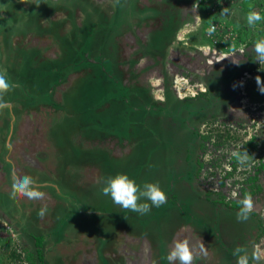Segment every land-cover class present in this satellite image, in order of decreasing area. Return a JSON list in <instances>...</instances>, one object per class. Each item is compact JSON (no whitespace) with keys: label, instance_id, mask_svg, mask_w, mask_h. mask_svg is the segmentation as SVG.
Segmentation results:
<instances>
[{"label":"rangeland","instance_id":"1","mask_svg":"<svg viewBox=\"0 0 264 264\" xmlns=\"http://www.w3.org/2000/svg\"><path fill=\"white\" fill-rule=\"evenodd\" d=\"M41 1L0 0V3L7 2L4 8H0L1 12L6 13L4 18L0 17V70H6L7 79L12 85L4 96L9 108L0 110V264H36L34 245L28 235L23 234L24 230L38 239L41 236L39 242L43 250L53 244L51 264H94L93 259L83 263L80 252L83 251V245L89 243L91 238L87 237L90 235L86 239L79 235L87 234L89 227L90 232L95 233L98 238V225L102 227V233L109 232V229H104V223L118 224L117 222L130 213L116 205L109 196L102 194L100 189L104 180L116 174H126L131 179L135 178L133 180L136 184L143 187L145 183H153L156 177H163L161 189H164L166 183V190H170L174 188L173 180L178 179L183 172L184 164L187 168H192V176H196L193 184L199 192L194 196L197 199L194 198L193 205L182 203L179 198L176 206L180 208L177 211L182 220L170 233L167 239L169 244L167 241L164 244L160 242L164 233L163 225L169 229L166 222L171 201L167 198L165 205L152 206L145 214L136 213L140 217L147 214L154 217L147 230L149 235L154 234L156 239L155 260L151 263L142 262L146 252L140 251L141 247L138 246L128 262L112 257L110 264H169L167 255L174 240L188 241L193 254L192 264H236L237 255H234V252L237 248L242 250L239 254L246 253L249 256V264H264V164L258 168V160H264V123L257 125L255 122V126L249 128L250 124L246 127L244 118L241 117L243 114H239L241 110H246L251 123L250 113L254 110L250 109L256 108L250 104L253 100L249 99L244 90L247 87L249 90L259 88L256 77H264V63L258 64L252 51L254 43L264 39V0H189L181 17L186 21L183 20L186 23L185 30H190L188 27L193 29V26L199 23V20L194 19L197 13L203 23L215 21L220 32L214 34L213 38L205 37L204 41L200 30L184 34L182 27L179 32L182 47L166 49L162 52L163 58L157 59V63L147 64L143 61L139 64L137 60L136 65L132 66L134 70L130 77L133 76L134 79L131 81L135 82L139 89L142 88L153 101L162 100L163 95H167L166 101L171 102L168 108L175 110L180 120V126L176 125L177 121L171 122L176 123L174 128L169 123L163 126L159 122L148 120L151 131L161 138L168 137L167 140L175 142L182 137L190 140V144L180 142L183 147L180 153L175 155L170 152V144L166 140L164 148H167L161 153L160 159L155 158L148 163L145 158L143 166L135 163L143 159L136 152L127 155L131 163L117 159L120 166L114 163L112 156L107 153L111 146L109 138L106 137L112 134L109 130L117 128V133L120 134L126 130L128 124L125 122V114L118 108L125 87L123 83L118 86L114 79H107L103 65L86 63L83 52L89 51L92 44L80 40L77 34L71 35V28L67 30V24H64L75 18L71 5L74 0H59V5L54 6L56 11H53L50 3L42 6ZM75 1L82 3L81 0ZM132 1L109 0L105 6L96 5L94 2V5L88 8L89 14L92 17L95 13L92 18L97 20L104 21L105 17H114L120 22L123 16H127L126 12ZM171 3L172 0L157 3L161 8L155 12L156 18L166 9L165 14L171 19ZM253 3L256 8L253 6L252 10L258 12L262 19L250 26L246 18ZM34 10L37 11L36 14L30 16ZM26 13L28 15L24 20L22 17ZM50 13L58 16L53 18L52 15L50 19L40 21L42 16ZM8 14L10 19L5 20ZM18 16L21 20H18L13 29L11 26L15 23L12 19L17 21ZM90 18L86 20H91L92 25L85 27V22L81 29L79 28L80 32H93L97 29ZM144 30L145 28L141 31L142 36ZM155 38L154 44L146 47L151 52L156 48L161 49L160 43L164 39L163 36ZM202 43L207 45L209 54H202V47L197 46ZM102 48L101 54L108 52L110 57V53H114L116 58L117 49L112 44ZM212 48L223 51V55L211 54ZM74 52L79 54L75 56ZM56 53L59 55L56 56ZM217 55L218 59H215ZM78 57L81 59L75 63L82 64L81 66L73 65ZM94 57H98L97 53ZM120 57L122 56H117V60ZM207 58H210L211 63L206 62ZM85 66L89 69H83ZM230 66L236 68L233 81L225 80L228 76L222 75L229 72ZM77 67H82V71L70 76ZM117 71L112 74L119 77ZM209 71H213L210 74L213 79L211 78L208 86L206 77ZM121 72L125 74L126 71ZM238 76L242 77L241 81ZM262 77L260 79L264 81ZM68 78H72V81L69 82ZM60 84L64 86L61 87ZM57 86L59 98L56 109L52 106L54 98L51 93L53 87L56 89ZM164 87H167V92L162 91ZM261 88L263 89V83ZM235 91H239V95L245 92V98L242 96L241 99L238 94L236 96ZM252 91L256 93V90ZM105 97L107 99H104ZM239 99L243 101L239 103ZM107 101L108 106H105ZM241 105L244 106L243 109ZM260 110L262 112V109ZM137 114L140 119L138 126H142L147 117ZM261 115L259 119L264 120V114ZM228 117L232 119L225 123ZM99 124L105 126L108 131L99 133ZM232 128L236 131L233 132ZM138 129H129V132H142ZM243 129L246 130L243 132ZM141 137L144 139L141 143L147 146L149 144L146 143V138L152 141V145L156 144V140L149 134ZM250 137H253V140L248 146L252 151L249 158H254V162H248L244 166L238 164L237 171H227L233 158L232 151L237 150L238 145L245 139L248 138L250 142ZM129 142L131 141L127 143ZM99 152V155H102L100 158L103 159L99 164L103 165L104 177L97 178L96 184H93L94 181L88 183L99 175L96 165ZM35 161L38 165L32 164L36 163ZM6 163L11 164L12 168H7ZM6 170L12 175L6 173ZM28 171H32L31 177L36 182L35 187L45 193L41 200L11 196L14 178L23 177ZM206 183L217 190H206ZM181 184L185 185L184 182ZM207 191L213 194L209 193L207 196ZM234 193L236 195H233ZM245 193L251 194L253 209L246 220H240L237 218L240 207L238 200ZM183 195H187L185 190ZM140 202L150 204V201ZM42 207L47 209L44 218L37 214ZM174 209L176 210V207ZM95 211L102 212L98 215ZM221 212L224 218L220 217ZM115 213H120L116 219L111 217ZM104 218L107 219L105 222ZM94 219H99L100 224L94 225ZM245 228L246 232L251 230V234L256 228L259 232L252 238L245 232ZM59 236H63V240L60 239V246H55ZM126 243L132 245L135 242L128 240ZM111 244L109 242L107 246ZM253 252H258L261 257L259 261L252 259ZM106 260L109 261L108 256ZM46 261V264H49L48 258ZM65 261L67 262L64 263ZM97 264L107 263L99 261Z\"/></svg>","mask_w":264,"mask_h":264},{"label":"crops","instance_id":"2","mask_svg":"<svg viewBox=\"0 0 264 264\" xmlns=\"http://www.w3.org/2000/svg\"><path fill=\"white\" fill-rule=\"evenodd\" d=\"M26 1V0H23ZM38 1V0H36ZM71 1V0H70ZM82 3H79V1H73L71 3L72 5V13L73 15H75V18L72 19V21H67L64 22V24H67V30H69V28H71V35L74 34V36L76 35L80 40L89 42V44H92V46H89L90 50L87 52H83V54H85V58H86V63H90V64H99V65H103L104 68L106 69V75H112V73H114L115 71H117V68L119 71H117L118 76H120V80H115L117 82V84L119 85L120 83H123L124 86H127V88L130 91V97L126 98L121 97V101H119V106L118 107L120 109V111H126V109H124L125 103H131L128 104L129 106V110L128 112H130L129 116H128V120H129V124L127 125L128 128H126V130H124V132H120L117 133V128H112L109 131H112L111 136H107L109 138L110 141V148L107 149V153L109 155L112 156V160L114 161V163L119 164V161H117V159L122 160L123 162H127V163H131L129 160L130 158H127L128 153H132V152H136L140 155V157H143V159L141 161H136L135 163L137 165H139L138 163L142 164L145 161V158L147 160V162L149 163L150 160H155L156 159H160L161 157V153H163L165 151L164 148V144L167 140L168 137H166V139L161 138L160 136H158L157 134H155L153 131H151L152 128H150L149 124H148V119L144 120L143 122L146 123V129L140 128L138 129V123L140 122L139 116L137 113H140L142 115L145 116V112H139L138 111V106H136V101H138L139 99L141 100V102L144 101V96L140 95V93L138 92V86L135 84V82H132L131 79H134L133 76L130 77L132 74L133 69V65H136V61H139V64H141L143 61L144 63L147 64H153V63H157L159 62L157 59H161L164 56V53L166 49H169L171 47L175 48V47H179V46H183L182 42L180 41V29L186 25V22L184 17H182V12H183V8H185L188 5L189 0H172L171 6L172 8H169L170 11H173L171 13V19L169 17L166 16L165 11L160 12V16H158L156 18L155 16V12L160 10V6L157 5V3H161L163 0H133L131 5L128 6V11L126 12L127 16H123L119 21H116V19H114V17L112 18H106L104 21L101 20H97L95 18H92L95 13L93 14V16L91 17L89 14V10L88 8L94 5V2L96 3V5H102L105 6V4L109 1V0H81ZM40 2V1H39ZM19 3V2H18ZM52 7L53 11H56V9H54V6L59 5V0H42L41 4L42 6L45 5H49ZM93 4V5H92ZM7 5V2H2L0 3V8H4V6ZM19 5H21V3H19ZM99 7V6H96ZM42 9V8H39ZM37 9V10H39ZM129 11H131V13H129ZM36 10H34L33 12L30 13V16H33L34 14H36ZM62 12V11H60ZM20 14V13H19ZM28 13L24 14V16L22 17V19L24 18V20H26ZM53 15V18H56L58 16V14L55 13H50L47 15H44L41 17L40 21L46 20V19H50L51 16ZM107 14H105L106 16ZM6 16L5 12H1L0 11V17L4 18ZM91 17V18H90ZM92 19L93 20V24H96V28L95 31L93 32H85L82 31L80 32L79 28L81 27L82 24H84L85 22H87L86 26H90L91 24V20H86V19ZM10 19V15L8 14V17L5 20H9ZM17 19V18H16ZM13 22L15 23L14 26H11L13 29L14 27L17 26L18 24V20H21L18 16L17 21H14V19H12ZM184 20V22H183ZM11 21V20H10ZM10 21H8L9 23H11ZM89 21V22H88ZM100 21V22H98ZM116 21V22H115ZM119 22V23H118ZM114 23H117L118 25H113ZM143 28H145V33L142 36L141 35V31H143ZM81 29V28H80ZM183 33L185 34L186 32H188V30L184 28V30H182ZM158 36H163V42L160 43V47L154 49L153 52L149 51L146 47L147 46H152V44H154L153 42L155 41V37ZM179 36V38H178ZM89 37H91L92 39H90ZM72 41V40H71ZM108 45H104L107 44ZM110 44L113 45L114 48H116V58L114 57V53H110V57H108L107 53H103L101 54L100 49L104 48V46H110ZM163 44V45H162ZM198 46V45H197ZM144 47V49H143ZM102 48V49H103ZM76 49V48H75ZM143 49V52H141V50ZM199 49V48H197ZM97 53L98 57H94V55ZM76 53L74 52V55L76 56ZM132 54V55H131ZM155 54V55H154ZM169 54V53H168ZM56 56H58L59 54H55ZM54 54L51 52V57H53ZM117 56H122L117 60ZM81 59V57L76 60H74V64L73 65H78L75 62L77 60ZM73 60V59H71ZM169 62V61H168ZM167 62V63H168ZM68 64V63H66ZM82 65V64H81ZM78 65V66H81ZM90 67V66H89ZM52 69V68H50ZM83 69H89L87 66L83 67ZM107 70H110L111 72L108 73ZM80 71H82V67L81 68H75L70 76H74L76 74H78ZM114 71V72H113ZM121 71H126L125 74ZM136 71V70H135ZM135 72H133L134 74ZM106 75H104L106 77ZM51 78V77H50ZM119 78V77H118ZM69 82L72 81V78H68ZM135 81V80H134ZM208 81V80H206ZM207 83V82H206ZM59 86H64V84H60ZM59 86L53 87L52 90V98H54V100H52V106L53 107H57L58 106V100L57 98H59L58 95V90H59ZM135 90H137V92L135 93ZM104 99H107L106 97ZM147 101L153 105H158L161 106H167L165 105H160V103H163L160 99L153 101V98L148 97ZM105 106H108V101L107 104H104ZM127 106V104H126ZM150 106V105H149ZM57 109V108H56ZM136 112V113H134ZM30 113V112H29ZM91 113V112H90ZM146 117V116H145ZM150 120H152L153 123L159 122L161 123L163 126H167L168 123L169 125L174 128L176 125L178 124H171L172 119L170 117L167 118H160L157 116H153V115H149L148 117ZM37 119H38V115H37ZM36 119V120H37ZM171 119V120H170ZM101 123V122H100ZM174 123V121H173ZM127 124V123H126ZM38 128V127H37ZM99 133L101 131H105L107 132L108 129L99 124V126H97ZM114 129V130H113ZM129 129H138L141 130L142 132H137L135 130H131V132H129ZM40 129L38 128L37 132H39ZM42 132V130H41ZM41 132L39 134H41ZM97 132V131H96ZM147 134H149L152 138H154L156 140V144L152 145V141L148 138H146V143L149 144L148 146L145 143H141L142 141H144V139L141 137H145ZM131 135V136H130ZM128 141H131L129 143H127ZM169 142V140H167ZM126 143V145H125ZM140 143V144H139ZM135 145V146H134ZM170 146V145H169ZM170 148V152H173V147H169ZM134 149V150H133ZM159 149V150H157ZM102 152V151H101ZM105 152V151H104ZM146 153V154H144ZM101 154L100 152L98 153V155ZM106 154V152H105ZM107 155V154H106ZM175 155V153H174ZM100 157H102V155L98 156V164L97 165V171L99 172V175L96 176V178H94L95 180H90L88 183L94 181L93 184H96L98 181L96 180L97 178H102L104 177V175L102 174V168L103 165H100L99 163L103 161V159H101ZM177 162L178 160L175 159ZM36 162V161H35ZM30 163V162H29ZM33 165H38L37 162L33 163ZM122 164V163H121ZM124 164V163H123ZM33 165L30 166L32 167ZM5 166H7V168L11 167V164L7 165V163L5 164ZM4 166V168H5ZM118 166V167H119ZM70 167V166H69ZM12 168V167H11ZM97 171L94 172V174L97 173ZM6 173L12 175L10 173L9 170H6ZM32 171H28L26 173V175L31 176ZM92 176V175H91ZM163 177H157V180L153 181V183H158L160 188H161V184H163L162 181ZM135 180V178H133ZM102 180V179H101ZM174 183V188L170 189V190H166V183H165V187L163 189V191L166 193L167 197L169 198V200L171 201L170 207L168 208V217H167V222L168 223V228L164 227V233L160 239L161 244H164L165 241H167L168 243V237H170V233L173 232V230L175 228L178 227V225L180 224V221L182 220L180 218V214L178 213L177 209L179 210L180 208L178 206H176L178 204L179 198H181V201H185V200H189V203H191V205L194 204V202L192 201V194H190L191 192L189 190H185L187 195H183L182 192V181H180V179H175L173 180ZM182 187V188H181ZM175 205V206H174ZM176 207V210L174 209ZM103 209V207H102ZM206 209H208V207H206ZM98 215H100V213L102 211H99V213L97 211H95ZM125 212V211H124ZM174 213V215H173ZM120 214V213H119ZM117 213L112 214L111 217H114L115 219L118 217ZM206 215V213H205ZM124 216V213H123ZM207 216H209L207 214ZM125 218H123L122 221L117 222L118 224H114L115 222L112 223H104L103 226L104 229H109V232H104L102 233V227L98 224H100L99 219H94V221L92 222L94 225H98L97 229H98V233L99 236L98 238L96 237L95 233L93 234V232H90L89 227L87 228V234L85 235H79L83 237V239H86L87 236L90 235V237H87L89 240V243H87L86 245H83V251L81 250L80 252L82 253L83 259L82 262H90L92 259L94 260V264H97L99 261H105L107 264L111 262L110 258H115L116 260L119 261V259H123V262H128L130 260V258L133 256V252H135V248L137 247V249L139 248L138 246H140L141 248L139 249L140 251H145V257H143L141 260L142 262H152L155 260V245L156 243V239H154V234L152 236L149 235L148 230H147V226L149 224H151L154 221V217L150 216V215H145V216H139L136 215V213L130 212L129 214H127L126 216H124ZM140 217V218H139ZM220 217L224 218L223 212H221ZM205 218V217H204ZM98 220V221H97ZM107 219L104 218L103 221L105 222ZM139 220V222H137ZM111 221V220H110ZM126 222L125 225H123V223ZM164 221H162L163 223ZM98 223V224H97ZM141 223V224H140ZM113 226V228H112ZM141 227V229H140ZM180 228V227H179ZM95 231V230H94ZM111 231V232H110ZM29 233V232H28ZM28 238L32 241V245H33V239L31 237V235L27 234ZM95 236V237H94ZM63 236H59V239H56L55 242V246H60L61 241L63 239ZM61 239V241H60ZM128 240H132L133 242H135L134 244H128L126 243ZM117 241V242H116ZM51 242L53 243V239L51 240ZM111 242L112 244L110 246H107V243ZM117 245H115V243ZM146 243V245H145ZM134 245V248H133ZM53 246V244H52ZM52 246L49 247L47 250H43V254L45 257V263L46 264V260L48 258L49 264H51L52 259V255L50 256L51 252H52ZM46 247V246H45ZM51 248V250H49ZM109 250V251H108ZM36 256V255H35ZM93 256V258H92ZM106 256H108L109 261L106 260ZM37 262L38 263V258L36 256ZM126 260V261H125ZM140 260V257H139ZM67 261H65L64 263H66ZM48 264V263H47ZM62 264V263H61Z\"/></svg>","mask_w":264,"mask_h":264},{"label":"clouds","instance_id":"3","mask_svg":"<svg viewBox=\"0 0 264 264\" xmlns=\"http://www.w3.org/2000/svg\"><path fill=\"white\" fill-rule=\"evenodd\" d=\"M196 21L199 20V23L195 24L193 26V29L190 28V30H188V32L194 31V30H200V27L202 26V23L199 16L195 15L194 18ZM247 23L250 26H254L257 22H259L262 17L260 16V14L258 12H250L247 15ZM194 20V21H195ZM212 25V24H211ZM215 25V29L214 30H210V25L208 26L207 30L209 31L208 34V38H213L214 34H217L220 32V29L218 27V24L215 23L213 24ZM198 31L196 32V35L198 34ZM193 35V34H191ZM198 46L202 47V54L203 55H207L209 54V52L207 51V45L205 43L202 44H198ZM199 48V47H197ZM210 51V50H209ZM252 51L255 53V61L260 64V63H264V39H260L258 41H256L253 45ZM211 54H218V55H223V51L221 52V50L219 49H211ZM218 55L215 57V59H218ZM207 63H211L210 58L206 59ZM243 74H245V70H243ZM223 75V74H222ZM262 77V76H260ZM259 76L256 77V82L257 85L259 86V88L254 87L251 88L249 90V88L247 87L244 91H246V93L249 96V99L253 100L250 101L253 105H255V108L250 109L249 107H246L250 110H254L252 111L253 113H250L251 116H254L255 121H257V118H259V115H261L262 113L264 114V81H261ZM239 78V76H238ZM264 79V77H262ZM242 77L240 76V78L238 79L239 81H241ZM227 80V79H225ZM233 81V80H232ZM263 83V89L261 88V85ZM234 83V82H232ZM206 85L209 86V83L207 82ZM12 85L9 83L8 79H7V73L6 70H0V110L3 109H7L9 108V104L7 101L4 100V96L5 94L11 89ZM167 87H164V89H166ZM162 88V91L165 92ZM249 90V91H248ZM252 90H256V93L253 92ZM261 91V92H260ZM167 92V91H166ZM236 92V91H235ZM239 91L236 92V94H238ZM241 95L238 94V96H241V99L243 98L242 96H244L245 98V92H241ZM164 99H162L161 101L164 102L165 101V105H167V95ZM237 96V95H236ZM259 96V97H258ZM239 99V103L243 100ZM256 102V103H255ZM254 103V104H253ZM260 103V104H259ZM244 106L241 105V109H243ZM262 109V112L261 110ZM256 110V111H255ZM241 111H246V110H241ZM250 112V111H248ZM249 114V113H248ZM262 116V115H261ZM253 118V117H252ZM264 119V118H263ZM264 120H260V124H263ZM251 123L248 124V127ZM237 125H241V124H237ZM263 126V125H262ZM241 127V126H239ZM232 130H234L232 128ZM246 129H243L242 131L244 132ZM236 131V130H234ZM238 132V131H237ZM253 137H250V142L249 139H245V141L243 143H240L238 145V149L235 151H232L231 156L235 159V163L234 166L232 165V163L230 162V168L227 169V171H237L238 170V164L240 166H244L246 165L248 162H254V158L252 159V157L249 158V153L247 152L249 149V143H252V139ZM239 142V141H238ZM248 142V143H247ZM244 147H246V150L244 149ZM252 148V147H251ZM242 150V151H241ZM174 153V152H173ZM252 153V151H251ZM187 156V155H185ZM184 158V161H186V157ZM254 156V153H253ZM174 158L176 159V156H174ZM233 160V159H232ZM231 160V161H232ZM263 162L262 164H264V160L262 158V160H258V164ZM259 168V166H258ZM187 171H190V173L188 174ZM193 174V170L192 168H187V165H183V172L179 175L180 181L184 182V186L182 188V191L184 190H189L193 196V202L195 201L194 196L198 195V192L193 184V179L196 177L192 176ZM251 176V175H250ZM223 178V177H222ZM35 180L33 179V177L28 176V175H24L23 177H16L13 180V184H12V191H11V196L12 197H27L30 200H41L44 198L45 193H43L42 191L38 190L35 187ZM207 188H205L206 190L208 188L211 189H215L217 190L216 187H209V183H206ZM217 186L218 188L220 187L219 182L217 181ZM56 187V190L58 191V187ZM101 192L103 195L105 196H109L112 201L120 206L121 208L128 210L130 212H135V213H140V214H145L148 211H150V207L154 206V207H159L161 204H164L167 200V195L166 193L160 188L158 183H145L143 185V187H140L136 184V182L129 178L128 175L126 174H116L115 176H111L108 177L106 180H104L103 182V186L101 187ZM210 192L207 191L206 194L207 196H209ZM213 194V193H210ZM233 195H236L235 193ZM197 199V198H196ZM144 200V201H150L149 203H141L140 201ZM182 203H189V200H185ZM238 204L240 205V210L237 213V218L240 220H246L248 218V214L252 211L253 209V199L251 194L249 193H245L244 196L238 200ZM47 209L46 208H41L38 211V216L40 218H44V216L46 215ZM251 230H248L246 232V228H245V232L250 234L251 237H256L259 229L256 228V231H254L252 234L250 233ZM254 243V242H252ZM241 249L237 248L234 252V255H237V260H236V264H249V256L245 253V254H239L241 253ZM167 259L169 261V264H176V262H178V264H192L193 261V254L189 248V243L187 240H174L173 241V245L172 247L169 249L168 255H167ZM252 259L255 261H259L261 259L260 255L258 254V252H253L252 254Z\"/></svg>","mask_w":264,"mask_h":264},{"label":"trees","instance_id":"4","mask_svg":"<svg viewBox=\"0 0 264 264\" xmlns=\"http://www.w3.org/2000/svg\"><path fill=\"white\" fill-rule=\"evenodd\" d=\"M253 1V0H252ZM259 5V4H258ZM254 6V3L253 4H251V6L249 7V11L250 12H253V10H252V8L251 7H253ZM255 7V6H254ZM256 8V7H255ZM206 9H207V7H206ZM203 10V9H202ZM213 18V16H211V19ZM211 21V20H210ZM216 22L214 21V22H212V23H208L207 21L206 22H204V23H202V26L200 27V34H202L201 36H202V40H204V38L205 37H207L208 38V35H207V32H208V30H207V28H208V26L209 25H211V24H215ZM205 41V40H204ZM107 72L108 73H110L111 71L110 70H107ZM114 72V71H113ZM106 77H107V79H114V80H118V81H121L120 80V76H119V78L118 77H116V76H114L113 74L112 75H109V74H107L106 75ZM119 86V85H118ZM117 86V87H118ZM125 87V89H124V93H123V95L121 96V97H126V98H129L131 95H130V91H129V89L127 88V86H124ZM167 91V88H166V90H165V92ZM138 92L140 93V95H143L144 96V101L143 102H141V100L139 99L138 101H136V106H138L137 108H138V111L139 112H145L146 114H145V116L147 117V119L148 120H150L148 117H149V115L151 114V115H153V116H157V117H160V118H162L163 116H164V118L165 117H170L171 119H172V121H174V122H176L177 121V124H178V120H179V118H178V116L175 114V110H173V109H171V108H168V105H169V103H171V102H168L167 101V106H159V105H153V104H151V103H149L148 101H147V98H148V96L146 95V93L143 91V89L142 88H140L139 89V87H138ZM146 92H147V89H146ZM135 93H136V91H135ZM120 99H122V98H120ZM168 99V98H167ZM126 104H127V106H126ZM128 104H131L130 102L128 103H125V106H124V109H126V111H123V114H125V116H126V119H125V122L126 123H130L129 122V120H128V116H129V114H130V112H128V110L130 109L129 108V106H128ZM150 105V106H149ZM171 107H173V105H170ZM177 107V106H176ZM134 113H136V112H134ZM180 121V120H179ZM182 121V120H181ZM184 122V121H183ZM127 124V125H128ZM178 126H180L179 124H178ZM139 128H143V129H146V123L145 122H143L142 123V126H138ZM126 128H128V126L126 127ZM190 140L188 139V141H187V139L185 138V137H182V138H180L177 142H175V141H172V140H169V144H170V146L171 147H173V152L176 154V153H180V149H181V147H183L182 146V143H180V142H189ZM189 144H190V142H189ZM244 149L246 150V147H244ZM242 151V150H241ZM249 154H251V151L250 150H248L247 151ZM144 154H146V153H144ZM188 158H190V157H188ZM233 160L231 161V163H232V165L234 166V163L236 162L235 161V159L234 158H232ZM189 161V160H188ZM261 165H263L262 163H259V167L261 166ZM187 173L189 174L190 173V171H187ZM161 178V177H160ZM155 180H157V177H156V179ZM61 190V189H60ZM165 205V204H164ZM239 210H240V207H239ZM238 210V211H239ZM149 215V214H148ZM150 216H151V214H150ZM23 234H26V232H25V230H24V233ZM27 234H30L32 237H33V245H34V253H35V255L37 256V258H38V263L37 264H44L45 263V257H44V254H43V249H42V245H41V242H39L40 241V239H41V236H40V238L38 239V237L37 236H35V235H32L31 233H27Z\"/></svg>","mask_w":264,"mask_h":264},{"label":"flooded vegetation","instance_id":"5","mask_svg":"<svg viewBox=\"0 0 264 264\" xmlns=\"http://www.w3.org/2000/svg\"><path fill=\"white\" fill-rule=\"evenodd\" d=\"M229 68H230V70H229L228 73H222V74H226V76H228V77H227V80H228V81H232V80L234 79L233 75H234V73H235V71H236V68H235L234 66H230ZM212 72H213V71H212ZM212 72L209 71V72H208V75H207V77H206V80H208V81H206V82H208V83H209V81L211 80V78L213 79V75H212V76L210 75ZM209 75H210V76H209ZM218 75H219V74H218ZM219 77H220V76H219ZM216 79H217V77H216ZM163 89H164V88H163ZM164 90H166V89H164ZM235 95H236V92H235ZM235 95H234L233 98H235ZM164 102H165V101H164ZM244 113H246V111H244V112L241 111V113L239 112V114H243L241 117L244 118L243 120H244L245 126L247 127L248 124L250 123V121H249V116L247 115V113H246V114H244ZM254 116H256V114L252 116L253 118L251 119V126H250L249 128H251L252 126H255V125H254L255 122H256L257 125L260 124V119L257 118V121H255ZM231 119H232L231 117H228V119L225 121V123H227V122L230 121ZM247 120H248V121H247ZM232 131L234 132V130H232Z\"/></svg>","mask_w":264,"mask_h":264},{"label":"built area","instance_id":"6","mask_svg":"<svg viewBox=\"0 0 264 264\" xmlns=\"http://www.w3.org/2000/svg\"><path fill=\"white\" fill-rule=\"evenodd\" d=\"M214 29H215V25H213V24L210 25V29H209V31H210V30H214ZM209 31L207 32V35L209 34Z\"/></svg>","mask_w":264,"mask_h":264},{"label":"bare ground","instance_id":"7","mask_svg":"<svg viewBox=\"0 0 264 264\" xmlns=\"http://www.w3.org/2000/svg\"><path fill=\"white\" fill-rule=\"evenodd\" d=\"M204 160V159H203Z\"/></svg>","mask_w":264,"mask_h":264}]
</instances>
